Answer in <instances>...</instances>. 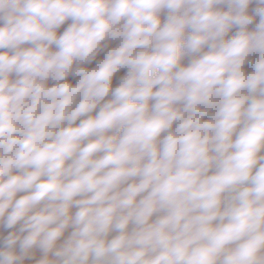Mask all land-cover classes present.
Masks as SVG:
<instances>
[{"label":"clouds","instance_id":"1","mask_svg":"<svg viewBox=\"0 0 264 264\" xmlns=\"http://www.w3.org/2000/svg\"><path fill=\"white\" fill-rule=\"evenodd\" d=\"M0 50V264H264V0H0Z\"/></svg>","mask_w":264,"mask_h":264},{"label":"trees","instance_id":"2","mask_svg":"<svg viewBox=\"0 0 264 264\" xmlns=\"http://www.w3.org/2000/svg\"><path fill=\"white\" fill-rule=\"evenodd\" d=\"M255 6H256L255 3H253V4H251V5L249 6V13H250V14H251V12H252V9H253ZM164 17H165V13H162V14H161V20H162V22H163V20H164ZM68 23H71V21H67V22L65 23V25H63L59 31L62 32V31L64 30V28L67 27V24H68ZM250 27H251V26H250ZM236 30H237V29H235V28L232 29V30L229 32L228 36H227L225 39H228V38H230L232 35H234V33H235ZM119 42H120L119 40L109 41V42H108V49H105L103 52L99 53L98 56H97V58H96V61H93L92 64H90V65H86V66L89 67V68H91V67H95L96 62L104 58V56H105L107 50H110L111 48L118 46ZM29 46H30V45H24L23 47H29ZM205 50H206V49H205ZM0 51H5V50H0ZM255 58H256L255 55H253V56L250 57V59H255ZM189 59H190L189 57H185V58H183L182 61H181L182 65H185V66H186L187 63L189 62ZM245 67H246V70L251 71V68H250V67H248L247 65H246ZM13 78H15V77L13 76ZM68 79H69L72 83H75L76 80L78 79V77H73V76L70 75V76L68 77ZM48 83H49V85L51 86V84L53 83V81L50 80ZM174 127H175V125H174ZM0 231H2V229H0Z\"/></svg>","mask_w":264,"mask_h":264},{"label":"rangeland","instance_id":"3","mask_svg":"<svg viewBox=\"0 0 264 264\" xmlns=\"http://www.w3.org/2000/svg\"><path fill=\"white\" fill-rule=\"evenodd\" d=\"M127 69H121L119 72H117L113 78V88H115L116 86H118L120 78L122 76H124L126 74ZM111 95H109L108 97H105V101H102L101 104H103L104 102H106L107 100L111 99ZM100 106H98L97 108H99ZM163 135V134H162Z\"/></svg>","mask_w":264,"mask_h":264},{"label":"crops","instance_id":"4","mask_svg":"<svg viewBox=\"0 0 264 264\" xmlns=\"http://www.w3.org/2000/svg\"><path fill=\"white\" fill-rule=\"evenodd\" d=\"M98 111H99V108L95 109L92 113H89L88 115L95 116L96 113H97ZM85 118H86V117H81L80 119H85ZM79 122H80V121L77 120V121H76V124L78 125ZM64 126H67V125L65 124ZM109 134H111V133H109ZM261 154H264V151H262ZM98 155H99V154H98ZM24 194H26V193H18V194H17V198H19V196L24 195ZM72 211L74 212L75 209H73ZM70 231H71V229H69V230L65 233V237L70 233ZM111 235H115V233H112ZM62 239H63V238H62Z\"/></svg>","mask_w":264,"mask_h":264}]
</instances>
